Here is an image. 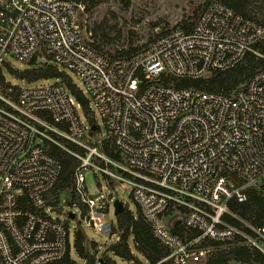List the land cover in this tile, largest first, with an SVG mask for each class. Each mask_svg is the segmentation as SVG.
<instances>
[{"label": "built area", "instance_id": "obj_1", "mask_svg": "<svg viewBox=\"0 0 264 264\" xmlns=\"http://www.w3.org/2000/svg\"><path fill=\"white\" fill-rule=\"evenodd\" d=\"M82 10L74 0H0V67L12 60L54 65L87 97L94 119L58 78L10 83L9 90L18 87L11 98L0 85V264L63 258L83 206L84 224L112 234L114 198L86 183L85 171L97 167L91 157L106 158L93 137L100 130L96 114L131 178L123 179L132 200L168 250L162 260L197 264L200 239L240 241L264 253V225L253 226L228 207L230 200L246 201L250 188L264 200V62L229 93L165 82L167 76L206 79L248 53L264 61L256 48L264 27L210 0L190 26L174 27L128 56H110L83 37ZM46 141L78 159L70 189L76 199L65 191L50 196L61 164ZM174 209L183 218L169 227ZM192 230L198 234L189 235Z\"/></svg>", "mask_w": 264, "mask_h": 264}, {"label": "rangeland", "instance_id": "obj_2", "mask_svg": "<svg viewBox=\"0 0 264 264\" xmlns=\"http://www.w3.org/2000/svg\"><path fill=\"white\" fill-rule=\"evenodd\" d=\"M207 1L210 0H100L94 7L88 10L83 8L80 13L83 37L89 43H95L98 49L107 55H121L123 51L131 54L137 50L146 48L156 37L174 27L190 26ZM247 11L251 17L260 22L264 27V0H247ZM95 30L97 32L94 36ZM12 63L13 68H26V66H20L14 60H12ZM1 76L4 77V81L8 85L10 83H22L21 79L10 74L4 66L0 68ZM37 83L42 84V82ZM1 91L2 95L6 98H11L16 94L14 90H9L5 85L1 86ZM90 116L93 117L92 112ZM95 119L100 126V130L93 137L96 141L101 140L98 143V151L100 154H105L102 151V147L105 142H108V139L103 136L106 134V129L98 114L95 115ZM62 143L69 147L66 141L63 140ZM74 150L81 155H85L86 153V150L81 151L79 148ZM105 156L106 158H102L93 155L90 159L97 167L89 166L88 168L92 172L85 171L86 183L89 189L91 191L102 190L108 196V199H120L124 205H128L131 211L135 213L137 207L130 195L131 184L127 181L131 178L123 173V159L120 156L118 159H112L106 154ZM123 178H127V180ZM113 210L112 206L108 217L114 223L115 215ZM85 215L86 213L82 214L79 221L75 220L74 222L76 230L82 228L86 234L82 243L89 254L94 255L98 259L103 255H108L118 264H139L135 261L123 260L113 255L112 252H108L109 245L118 239V233L104 234L96 232L84 224ZM182 218V211L174 209L166 217V224L170 227L175 221H181ZM76 230L70 236V257L76 260L78 264H85L86 257L78 256L73 247ZM128 243L131 251L139 259V262L141 264H148L144 261L143 256L134 249L131 236L128 238ZM210 243V241L205 239L199 240L198 246L204 249L201 263L213 255L215 251V247ZM225 264L260 263H243L230 260Z\"/></svg>", "mask_w": 264, "mask_h": 264}, {"label": "trees", "instance_id": "obj_3", "mask_svg": "<svg viewBox=\"0 0 264 264\" xmlns=\"http://www.w3.org/2000/svg\"><path fill=\"white\" fill-rule=\"evenodd\" d=\"M77 3L83 5L85 10L94 7L100 0H74ZM226 4L227 6L234 9L236 12L254 19L248 14L247 11V0H219ZM260 23V22H259ZM261 24V23H260ZM262 25V24H261ZM263 26V25H262ZM96 30L94 31V36L96 35ZM93 47L98 49L95 43H91ZM256 48L264 53V40H260L256 44ZM99 50V49H98ZM129 52H122L118 56H128ZM132 54V53H131ZM263 59L254 55L253 53H248L242 62L235 65L232 68L225 70H215L206 79H185V78H175L172 76H167L165 78L166 83H173L178 87L192 86L198 89L220 91V92H231L240 83H242L246 78H248L252 73H254L262 64ZM7 71L13 76L26 80L28 82H34L40 79L47 78H58L64 83L81 104L83 112L90 123H94V119L89 108V101L87 97L82 93V91L73 83L70 76L60 71L57 67L52 64L43 65H33L30 64L23 69L13 68L11 64L5 63L3 65ZM1 68V67H0ZM0 85L9 86L8 83L4 81V77H0ZM14 87V93L16 89ZM42 116L47 119L49 117L42 112ZM105 142L102 151L111 157L112 159H118L119 155L114 150L111 141L107 140ZM69 144V149H78V147L72 143ZM45 150L55 157L61 164V172L57 182L55 183L50 196L57 197L60 192H67L72 199H76V196L70 191L73 180H74V169L78 165V159L71 153L61 148L60 146L53 144L50 141L45 142ZM82 151V149H79ZM228 207L231 211L236 212L239 216L247 221H249L253 226L261 227L264 225V200L255 189L247 190V200L244 202H237L236 200H230ZM86 212L84 206L82 214ZM232 223L239 224V221L235 218L228 217ZM175 231H180V228L174 229ZM247 231L250 230L247 228ZM111 233H118V239L109 245L108 252H112L113 255L127 261H135L139 264V259L131 251L128 238L131 236L133 241L134 249L143 256V259L148 264H169L168 260H162L168 255V250L159 244L156 238L151 233L150 227L147 222L142 217L140 211L132 212L128 205H124V209L118 215L115 216L114 223L112 225ZM197 231H190L189 235H197ZM86 234L82 228H78L75 232V242L73 247L75 252L80 257H86L85 264H118L114 259L108 255H103L99 259L94 255L89 254L83 246V240ZM211 245L215 247L213 255L208 257L203 263L202 260L197 264H225L230 260H235L243 263L258 262L264 264V253L256 248H251L246 246L240 241H235L233 243H220L210 241ZM94 244V243H93ZM48 264H78L76 260L70 257V245L63 258L60 260L48 263Z\"/></svg>", "mask_w": 264, "mask_h": 264}, {"label": "water", "instance_id": "obj_4", "mask_svg": "<svg viewBox=\"0 0 264 264\" xmlns=\"http://www.w3.org/2000/svg\"><path fill=\"white\" fill-rule=\"evenodd\" d=\"M113 209H114L113 213L115 216L118 215L120 212H122L124 209L123 201H121L118 198H115L113 201ZM70 216L73 217L74 216L73 213H70ZM99 261H100V259H99Z\"/></svg>", "mask_w": 264, "mask_h": 264}, {"label": "crops", "instance_id": "obj_5", "mask_svg": "<svg viewBox=\"0 0 264 264\" xmlns=\"http://www.w3.org/2000/svg\"><path fill=\"white\" fill-rule=\"evenodd\" d=\"M115 242V241H114Z\"/></svg>", "mask_w": 264, "mask_h": 264}]
</instances>
